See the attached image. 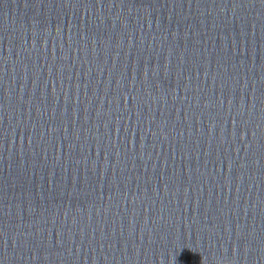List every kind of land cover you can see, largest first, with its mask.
<instances>
[{"label": "water", "instance_id": "obj_1", "mask_svg": "<svg viewBox=\"0 0 264 264\" xmlns=\"http://www.w3.org/2000/svg\"><path fill=\"white\" fill-rule=\"evenodd\" d=\"M175 247L264 264V0H0V264Z\"/></svg>", "mask_w": 264, "mask_h": 264}, {"label": "snow or ice", "instance_id": "obj_2", "mask_svg": "<svg viewBox=\"0 0 264 264\" xmlns=\"http://www.w3.org/2000/svg\"><path fill=\"white\" fill-rule=\"evenodd\" d=\"M178 244L180 247L184 246V242L178 241ZM179 252V248L175 247L174 248V257L176 259V264H180L181 261H186L184 259L185 255L189 256L188 251L185 249L183 252H179V254H177ZM195 261H199L200 257L199 256H195V259H193Z\"/></svg>", "mask_w": 264, "mask_h": 264}]
</instances>
